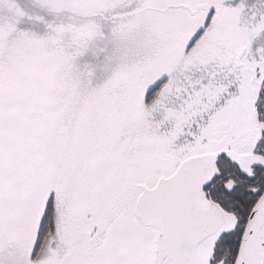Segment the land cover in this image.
<instances>
[{
	"label": "snow or ice",
	"instance_id": "1",
	"mask_svg": "<svg viewBox=\"0 0 264 264\" xmlns=\"http://www.w3.org/2000/svg\"><path fill=\"white\" fill-rule=\"evenodd\" d=\"M42 2L72 20L49 25L53 43L0 22V264H31L46 231L63 264H264V14L242 26L241 0ZM101 22L155 41L93 86L75 60Z\"/></svg>",
	"mask_w": 264,
	"mask_h": 264
},
{
	"label": "rangeland",
	"instance_id": "2",
	"mask_svg": "<svg viewBox=\"0 0 264 264\" xmlns=\"http://www.w3.org/2000/svg\"><path fill=\"white\" fill-rule=\"evenodd\" d=\"M228 2L232 4L236 3L237 0H228ZM241 2L244 5V12L240 17L242 26H250L255 23L253 16L259 18L261 14H264V0H241ZM14 5L15 7L9 8L3 0H0V22L14 23L18 30L27 32L31 38L42 45L54 42L49 25L72 22L67 15L51 12L42 0H14ZM17 8L23 15L17 14ZM161 11L163 12V9ZM101 23L104 25L103 33L95 36L83 54L75 60L79 71L87 72V70H91V83L93 86L102 84L107 80L123 60L132 56L148 57L155 41V37L145 30L125 32L114 29L108 22ZM145 41L148 42L147 49L144 47ZM251 48L253 55L258 59L260 53L257 52V49H264V31L254 38ZM151 105L152 101H149V108H151ZM150 118L158 119L159 117L152 113ZM102 124L103 120L96 119L94 128L101 127ZM94 128L83 130L81 137L85 139L91 137L94 134ZM61 151L62 145L57 142L51 151L46 153L45 162L54 165ZM88 199H90V194L86 193L84 200L87 201ZM135 207V204L132 205L128 211V216L132 219L136 217ZM151 232L152 230L146 229L141 221H137L130 234L132 236L143 235L145 239H148ZM66 255L67 253L61 247L60 240L55 233H52L47 239L45 238L44 242L40 243V248L31 264H63Z\"/></svg>",
	"mask_w": 264,
	"mask_h": 264
},
{
	"label": "trees",
	"instance_id": "3",
	"mask_svg": "<svg viewBox=\"0 0 264 264\" xmlns=\"http://www.w3.org/2000/svg\"><path fill=\"white\" fill-rule=\"evenodd\" d=\"M49 23H50V22H49ZM49 23H48V24H49ZM46 24H47V23H46ZM48 24H47V25H48ZM47 25H46V26H47ZM46 26H45V27H46ZM46 29L48 30V28H46ZM51 234H52L51 231H46V232L44 233V235L41 237V242H44V241H45V238L47 239V237L51 236ZM222 259H223V258H222ZM218 263H219V262H218Z\"/></svg>",
	"mask_w": 264,
	"mask_h": 264
},
{
	"label": "water",
	"instance_id": "4",
	"mask_svg": "<svg viewBox=\"0 0 264 264\" xmlns=\"http://www.w3.org/2000/svg\"><path fill=\"white\" fill-rule=\"evenodd\" d=\"M139 213H140V209H139V207L136 205V207H135V215L137 216V215H139ZM142 222V221H141Z\"/></svg>",
	"mask_w": 264,
	"mask_h": 264
},
{
	"label": "clouds",
	"instance_id": "5",
	"mask_svg": "<svg viewBox=\"0 0 264 264\" xmlns=\"http://www.w3.org/2000/svg\"><path fill=\"white\" fill-rule=\"evenodd\" d=\"M144 47H145V49H147V47H148V42L147 41L144 42Z\"/></svg>",
	"mask_w": 264,
	"mask_h": 264
},
{
	"label": "flooded vegetation",
	"instance_id": "6",
	"mask_svg": "<svg viewBox=\"0 0 264 264\" xmlns=\"http://www.w3.org/2000/svg\"><path fill=\"white\" fill-rule=\"evenodd\" d=\"M143 224V222H141ZM144 225V224H143ZM152 230V229H151ZM152 233V232H151ZM219 264V263H218Z\"/></svg>",
	"mask_w": 264,
	"mask_h": 264
}]
</instances>
